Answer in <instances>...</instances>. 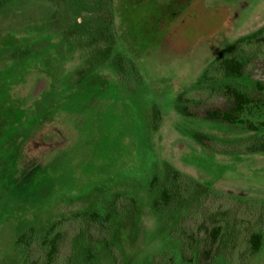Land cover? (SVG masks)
I'll use <instances>...</instances> for the list:
<instances>
[{
    "label": "rangeland",
    "instance_id": "rangeland-1",
    "mask_svg": "<svg viewBox=\"0 0 264 264\" xmlns=\"http://www.w3.org/2000/svg\"><path fill=\"white\" fill-rule=\"evenodd\" d=\"M113 7L114 53L134 70L126 64L120 76L105 64L81 87L68 76L91 51H71L62 33L74 10L64 16L62 4L11 0L0 11V264H40L37 241L23 254L15 245L23 230L39 235L54 218L104 213L118 194L120 264H264V153L239 150L264 137V108L241 116L256 132L204 119L229 106L224 85L258 96L264 35L236 53L241 78L202 81L228 47L264 29V0H113ZM18 45L39 54L1 55ZM164 190L172 198L157 208ZM74 226L65 238L90 233L85 222ZM214 227L222 232L205 262ZM258 230L261 250L248 258ZM70 243L54 264H66ZM97 256V264H115L105 248Z\"/></svg>",
    "mask_w": 264,
    "mask_h": 264
},
{
    "label": "trees",
    "instance_id": "trees-1",
    "mask_svg": "<svg viewBox=\"0 0 264 264\" xmlns=\"http://www.w3.org/2000/svg\"><path fill=\"white\" fill-rule=\"evenodd\" d=\"M54 4H62L65 6L64 16L71 10L75 11L71 24H64L63 35L68 42L71 51L87 48L91 51L88 58L74 69L68 76V80L73 83L74 87H81L89 82L91 76L98 67L105 64L111 67L120 76L127 71L126 64L130 63V67H134L130 61L119 53H114L116 42V31L114 26V7L113 0H47ZM11 0H0V11L8 6ZM68 16V15H67ZM80 18V21H77ZM264 35V29L256 33L238 39L230 47H228L216 61L212 62L205 70L202 76L203 82H217L221 80L238 79L244 75L245 65L236 56L243 47L258 43ZM82 44V45H81ZM39 47L35 45H18L2 51L6 60L23 61L31 56L39 54ZM257 97L252 96L248 92L238 90L231 85H224L221 89L222 93L227 97L229 106L223 111L219 109L208 110L204 113L206 121H220L235 127L244 124V129L248 132H256L257 128L250 121H242L241 116L248 110L255 108H264V85L255 84ZM181 97L179 102H181ZM187 101V100H185ZM178 112L183 116L188 114L185 107H177ZM244 122V123H243ZM239 150L246 154L264 153V137L251 139L243 143ZM174 177V179H176ZM120 195H115L110 208L104 213H98L91 210L85 213H74L71 215L54 218L43 227L39 235L36 234L35 228L23 230L14 240L15 245L19 247V252L24 253L33 243L38 242L39 253L41 252L42 262L40 264H54L59 250L64 241L70 242V255L66 260V264H77V257L80 258V264H97L98 250L105 248L113 257L115 264H120V256L118 250V229H117V211L113 209L119 201ZM172 195L169 191L164 190L160 193V200L155 203V207L163 208L170 203ZM115 217V221L113 218ZM86 223L90 233L77 232L67 235L63 230H67L68 226ZM93 230H97L94 232ZM222 229L214 227L208 233L207 249L203 253L205 262L210 259V255L217 245ZM75 235V236H74ZM263 233L258 230L253 233L248 240L247 257L255 256L262 247ZM14 245V244H13Z\"/></svg>",
    "mask_w": 264,
    "mask_h": 264
}]
</instances>
